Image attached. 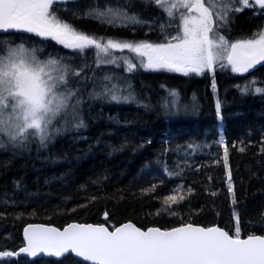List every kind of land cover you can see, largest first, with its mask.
I'll list each match as a JSON object with an SVG mask.
<instances>
[{"label":"trees","instance_id":"16d2710c","mask_svg":"<svg viewBox=\"0 0 264 264\" xmlns=\"http://www.w3.org/2000/svg\"><path fill=\"white\" fill-rule=\"evenodd\" d=\"M90 5L124 7L141 23L102 22L85 15ZM51 11L96 38L163 43L177 31L149 0L66 1ZM256 14L258 8L231 15L228 36L249 34L260 20ZM2 40L82 71L79 84L69 77L77 93L71 103H80L55 122L58 133L44 145L29 137L22 146L0 147V264H84L72 256L2 255L20 248L30 223L110 230L128 222L143 230L193 224L232 236L238 227L240 238L264 236V92L256 91L264 89V66L244 76L216 71L212 81L206 73L146 71L128 53L123 57L136 67L114 69L119 76L107 83L130 97L116 102L96 95L102 92L92 85L100 73L97 57L73 51L66 57L51 40L31 35H0Z\"/></svg>","mask_w":264,"mask_h":264},{"label":"snow or ice","instance_id":"6c2138e0","mask_svg":"<svg viewBox=\"0 0 264 264\" xmlns=\"http://www.w3.org/2000/svg\"><path fill=\"white\" fill-rule=\"evenodd\" d=\"M55 2L0 0V30L34 33L80 52L94 47L98 64L116 63L115 57L105 59L111 55L109 50L127 49L141 58L145 68L167 69L185 75L190 72L199 75L221 60H227L232 71L238 73L247 72L264 61V31L235 42L218 34L220 22L226 21L230 12L257 7L264 12V0H150L173 19L179 9L185 10L179 12L176 35H166L163 43L97 39L56 16L51 11ZM85 15L112 25L141 23L135 15H128L124 7L90 5ZM0 45H4L0 47L3 53L0 55V147H4L5 142L22 146L29 137L39 139L44 145L61 130L54 127L58 118L70 109L74 113L80 103L79 100L71 103L77 93L68 85L69 77L79 76L82 70L73 71L62 58L49 57L41 61L35 49L29 53L23 44L10 48L7 42L0 41ZM124 63L129 69L136 67L127 59ZM105 80L111 81V77ZM256 91L264 92V89L256 88ZM121 92L115 84L111 87L105 84L103 91L96 95L116 102L127 101L130 97ZM219 107L217 103L218 113ZM169 199L176 202L175 197ZM239 233L238 227L236 235L232 236L216 227L192 225L147 232L131 224L114 232L91 225H70L63 232L30 226L25 229L27 247L20 251L32 256L37 252L59 256L71 250L93 264H264V236L249 235L241 239ZM14 254L2 253L4 256Z\"/></svg>","mask_w":264,"mask_h":264},{"label":"rangeland","instance_id":"374dc122","mask_svg":"<svg viewBox=\"0 0 264 264\" xmlns=\"http://www.w3.org/2000/svg\"><path fill=\"white\" fill-rule=\"evenodd\" d=\"M150 1V0H149ZM154 6H156L155 4H153ZM250 8H244L242 11H239V12H243L245 10H248ZM259 9V8H258ZM160 10V9H159ZM185 11L184 9H179L176 13H175V19L173 18H170L168 17V15L164 12H162L164 15H166V17L168 19H170L171 21V24L173 26H176L177 27V24L180 23L179 21V12H183ZM238 12H230L228 14V17L229 15H233L234 17H236V14ZM255 18H260V20H258V23L257 25L252 29V31L249 33V34H235V35H232V36H228V34L230 33V27H229V19H227L226 21H221L219 26H218V34L223 36L226 40H228L229 42H235V41H239V40H244V39H248L250 37L253 36V34L255 33H259V32H262L264 31V12L260 11L259 10V14H256L255 15ZM226 32V33H225ZM176 35V33H175ZM101 39V38H100ZM103 40H107V39H111V38H102ZM115 40V39H113ZM4 42H6L4 40ZM148 43V42H147ZM11 46H15L14 44H7V47H11ZM0 47H4V45H0ZM58 47H61L63 48L64 50H66V54L65 56L66 57H70L72 54V51L73 52H76V53H79V54H91L93 55V57H97V50L92 47V48H88V49H85L83 52H80L79 50H74V49H70V48H65L63 46H60L58 45ZM126 50V49H124ZM124 50H109L111 55L109 57H105V59H111L113 57L116 58V63H99L98 66H99V69H100V73H99V77L97 79V81L93 80V85L95 86V88H100V87H104L105 84L109 83V82H113L115 80V78H118V74L119 72L118 71H114V69H119L121 66L123 65H127L124 63V60L126 58L123 57L124 54H131L132 57L134 58V60L138 63L141 64V58L134 52H131V51H124ZM30 53V52H29ZM0 55H2L0 53ZM101 56L103 57V54H101ZM49 57H54V58H57V59H60L59 57H56V56H46L45 58H40L39 56H37V58L41 61H46L47 59H49ZM80 58V57H79ZM81 59V58H80ZM129 56H128V59L129 60ZM64 64H67V65H70L68 62L66 61H63ZM81 65L84 66L83 64V60L81 59ZM223 65V66H222ZM72 67V66H71ZM144 67V66H143ZM145 68V67H144ZM148 70H150L151 68H146ZM154 71H157L159 73H163V74H168V73H172L174 71H168L167 69H153ZM222 70L224 71H229L231 73H233L234 75H242L241 73H238V72H233L232 69H231V66L228 65L227 63V60H221V61H218L211 70L209 69H205L201 74H208V77L214 81V75L216 73V71H219L221 72ZM176 73V72H175ZM180 73V75H182V72H178ZM190 73H194V72H190ZM196 74V73H194ZM199 74V75H201ZM184 75V74H183ZM197 75V74H196ZM105 77H111V81H107L105 80ZM73 79H75L76 82L80 83V75L79 76H74ZM124 80H127L126 77H124ZM125 84V83H124ZM127 84V83H126ZM215 86V85H214ZM213 86V88H214ZM106 97V96H104ZM107 99L111 100L109 97H106ZM177 106L181 109V112L183 111H186V108H184L183 106L179 105L177 103Z\"/></svg>","mask_w":264,"mask_h":264},{"label":"water","instance_id":"95a60500","mask_svg":"<svg viewBox=\"0 0 264 264\" xmlns=\"http://www.w3.org/2000/svg\"><path fill=\"white\" fill-rule=\"evenodd\" d=\"M64 1H69V0H56V2H64ZM4 33H7V34H10V33H17V34H23V35H34L35 37L39 38V39H42V40H52L51 38H46V37H40L34 33H27V32H24V31H17V30H9L7 32L3 31V30H0V34H4ZM54 41L56 44L60 45V46H63L62 44H59L57 43L55 40H52ZM64 47V46H63ZM264 66V61H262L261 63L255 65L252 69H249L247 72H243L241 74H250V73H253L254 71H256L258 68ZM126 224H131L133 225L134 227H136L134 224L132 223H126ZM126 224H123L121 226H119L118 228H121L122 226L126 225ZM70 225H91V224H78V223H70L68 224L67 226H65L64 228L62 229H58L54 226H49V225H45V224H39V223H35V224H29L27 226H25L22 230V240H23V246L21 248H25L27 247V240H26V237H25V229H29L30 226H32L33 228H37V227H42V228H54L56 229L57 231L59 232H63L64 229L68 228ZM188 225H191V224H188ZM93 227H96V225H91ZM187 226V225H185ZM193 227H199V226H194L192 225ZM104 228H106L105 226H103ZM180 227H184V226H180ZM180 227H177V228H180ZM213 227H216L218 228L217 226H213ZM137 228V227H136ZM202 228V227H201ZM211 228V227H210ZM107 229V228H106ZM117 229V228H116ZM115 229V230H116ZM140 229V228H139ZM149 229H158V228H149ZM149 229L147 230H142L140 229L141 231L143 232H147ZM220 229V228H219ZM115 230L113 231H110L108 229V231L110 232H114ZM160 231H164V230H161L159 229ZM222 230V229H221ZM165 231H171V230H165ZM224 231V230H223ZM241 239H246V238H241ZM20 248V249H21ZM20 249L17 251L16 255L18 256H21L23 258H27V259H30V260H36V259H50V260H59L63 257H66V256H73L77 261L81 262V263H85V264H93L92 261H85L83 259V257L81 256H77L75 252H72L71 250H69L68 252H63L61 255L59 256H56V255H53V254H50L49 252H37V254L35 256H32V255H29L28 253H25V252H21Z\"/></svg>","mask_w":264,"mask_h":264},{"label":"bare ground","instance_id":"6f19581e","mask_svg":"<svg viewBox=\"0 0 264 264\" xmlns=\"http://www.w3.org/2000/svg\"><path fill=\"white\" fill-rule=\"evenodd\" d=\"M21 247V246H20Z\"/></svg>","mask_w":264,"mask_h":264}]
</instances>
